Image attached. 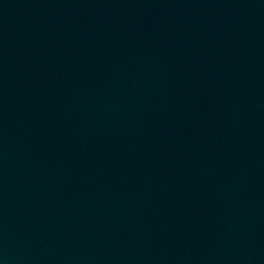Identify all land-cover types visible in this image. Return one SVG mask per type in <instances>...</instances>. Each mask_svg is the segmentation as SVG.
<instances>
[{"label":"water","instance_id":"obj_1","mask_svg":"<svg viewBox=\"0 0 264 264\" xmlns=\"http://www.w3.org/2000/svg\"><path fill=\"white\" fill-rule=\"evenodd\" d=\"M0 264H264V0H0Z\"/></svg>","mask_w":264,"mask_h":264}]
</instances>
